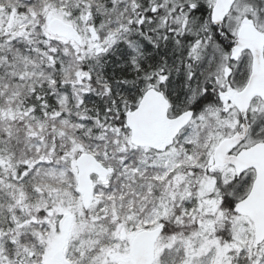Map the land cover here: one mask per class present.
Returning a JSON list of instances; mask_svg holds the SVG:
<instances>
[{
    "label": "snow or ice",
    "instance_id": "1",
    "mask_svg": "<svg viewBox=\"0 0 264 264\" xmlns=\"http://www.w3.org/2000/svg\"><path fill=\"white\" fill-rule=\"evenodd\" d=\"M0 264H264V0H0Z\"/></svg>",
    "mask_w": 264,
    "mask_h": 264
}]
</instances>
